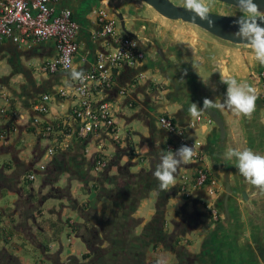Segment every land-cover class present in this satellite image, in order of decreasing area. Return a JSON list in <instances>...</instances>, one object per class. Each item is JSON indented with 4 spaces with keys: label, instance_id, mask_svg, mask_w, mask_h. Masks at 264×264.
<instances>
[{
    "label": "crops",
    "instance_id": "crops-1",
    "mask_svg": "<svg viewBox=\"0 0 264 264\" xmlns=\"http://www.w3.org/2000/svg\"><path fill=\"white\" fill-rule=\"evenodd\" d=\"M53 7L57 10L69 8L77 22L78 51L73 67L78 70L87 72L108 68L107 64L98 62V54L112 51L116 45L111 36L98 34L101 27L92 12L97 7H103L110 14H122L125 26L140 37L145 57L136 66L118 64L111 67V85L97 94L98 101L114 104L115 125L120 137V141L114 143L104 131L85 137L78 135L73 117L76 101L74 97L58 94L60 88H68L69 83L74 86L76 81L70 80L69 70L46 73L39 68L56 55L53 40L41 41L29 48L9 38L0 41V88L12 97V106L7 111L9 115L0 117V129L9 130L7 143L0 146V188L6 185L16 193L12 201L14 207L0 206V251L17 257L22 264H32L29 257L21 255L22 250L28 247L33 253L42 255V261L46 259L47 249L41 235L53 239L48 245H55L49 253L50 258L57 256L60 259L62 233L70 237V231L75 233L78 225L76 235L81 237L85 225L106 220L113 202L119 200L122 187L135 190L139 184L144 185V189L145 185L149 186L146 196L133 210V217L139 219L133 228L134 235L145 236L144 225L149 221L158 223L162 232L169 234L171 221L180 216L182 204L190 208L201 203L205 194L200 190L185 203L178 201L177 174L188 164L181 165L175 174L174 188L170 186L168 191L159 189V182L153 176L159 155L180 147L176 144L177 137L159 126V114L165 113L175 123L186 127L192 118L188 113L191 103L202 107L204 98L222 102L226 93V84L222 81L226 79L234 78L238 83L258 90V71L263 66L254 59L251 49L245 44L217 38L192 23L167 19L139 0H58ZM116 18L117 35L123 36ZM155 45L161 47L165 61L156 53ZM43 94L51 97L47 112L40 118L56 126L55 130L68 132L70 146L56 151L47 160L45 170L40 171L37 163L51 141L34 131L32 119L36 114L32 105ZM217 111L225 127L224 138L214 124L200 125L187 132L198 131L204 154L202 164L219 180L223 192L225 184L230 185L231 198L237 202H229L225 215L221 206L223 192L216 200L222 214L220 252L232 264H264V193L245 180L234 158H225L226 152L233 148H249L264 156V104L258 94L255 111L250 117L238 116L226 107ZM18 113L21 120L15 133L10 127L14 123L13 115ZM126 140H130L131 150L142 156L143 165H133L137 159L130 155ZM99 142L103 144V152L109 162L102 172V182L94 171L97 148H92ZM169 144H174V148L170 149ZM23 146L29 148L27 152L23 151ZM122 168L129 177L125 175V179H116ZM31 172L36 174L33 181L26 178ZM63 188L68 189L66 196L56 195ZM44 193L48 194L47 198L62 200L64 204H59L58 208L52 201L44 210L41 207L46 198L34 200L36 196H45ZM164 197L167 198L166 203ZM146 198H154L155 206L142 213L141 205ZM36 209L40 214L35 213ZM207 229H212V226ZM202 230H197L196 237L188 235L191 239L206 241L209 235H204ZM163 246V243L159 244V248ZM86 251L87 248L69 256L78 258ZM169 251H159L156 258L169 260ZM37 261L34 264L42 262Z\"/></svg>",
    "mask_w": 264,
    "mask_h": 264
},
{
    "label": "built area",
    "instance_id": "built-area-1",
    "mask_svg": "<svg viewBox=\"0 0 264 264\" xmlns=\"http://www.w3.org/2000/svg\"><path fill=\"white\" fill-rule=\"evenodd\" d=\"M58 0H0V41L5 38L16 41L20 46L31 45L47 40H53L56 47V55L40 65L43 72L53 73L57 70H69L64 67L63 58L68 57L73 66V60L78 51L77 29L78 25L72 16V11L65 7L55 9L53 4ZM93 14L100 25L98 34L111 36L115 39V47L112 51L98 54V62L107 64L105 69H92L85 72L88 77L83 84H76L69 88H60L58 94L70 96L75 99L73 117L77 124V132L81 137L98 131L104 133L118 143L120 137L114 120V110L111 103L105 100L98 101L97 94L112 83L110 68L124 64L127 66L138 65L145 57L140 42L128 35L118 36L117 18L103 7L93 8ZM133 42L135 46L133 47ZM141 77V76H140ZM258 94L264 104V65L258 71ZM50 94L41 95L32 105L35 116L32 119L34 131L41 136L48 137L51 144L45 149L42 159L37 163L40 171L45 170L47 160L58 150L67 149L70 146V134L61 130H55L56 126L43 121L40 116L48 110ZM12 97L3 88H0V117H6L11 105ZM21 114L13 115L14 122L10 129L17 132V125ZM159 126L167 133L177 137L176 144L194 146L196 155L188 166L177 174V190L182 193L185 200L202 190L205 198L201 201V207L208 213L210 221H217L218 207L216 200L221 193L222 186L219 180L202 164L204 154L201 151V141L189 139V133L185 126L175 123L167 114L158 116ZM212 119L202 114L199 119H190L186 125L189 130H194L200 125H211ZM9 130L0 129V146L8 141ZM170 149L174 144H169ZM138 158L139 154L134 155ZM94 171H101L107 164L103 152V144L97 143V154ZM36 174L28 173L26 178L33 181Z\"/></svg>",
    "mask_w": 264,
    "mask_h": 264
},
{
    "label": "clouds",
    "instance_id": "clouds-1",
    "mask_svg": "<svg viewBox=\"0 0 264 264\" xmlns=\"http://www.w3.org/2000/svg\"><path fill=\"white\" fill-rule=\"evenodd\" d=\"M182 6L192 14L194 22L199 19L214 25V21L208 16L209 8L205 0H183ZM237 7L243 15L235 21L238 29L233 33V38L245 42L246 46L251 49L254 59L264 65V27L261 26V22H264V12L259 10V5L254 3V0H237ZM132 46H135V42ZM63 63L64 67L69 69L68 75L71 81H78L81 84L87 81L88 77L85 72L73 67L68 57L63 58ZM222 82L226 84L224 100L217 102L204 98L203 107L191 103L188 108L191 117L199 119L207 110H218L225 107L238 116H251L255 111L258 90L253 86L238 83L234 78ZM71 87L69 83L68 88L71 89ZM195 155V147L186 144H182L175 151L161 152L159 163L153 171V176L159 182V189L168 191L170 186L176 185L175 174L178 169L181 165L191 162ZM225 158L229 160L234 158L239 173L248 183L264 193V156L256 154L249 148H233L226 152ZM156 264H167V261L164 257H159Z\"/></svg>",
    "mask_w": 264,
    "mask_h": 264
},
{
    "label": "flooded vegetation",
    "instance_id": "flooded-vegetation-1",
    "mask_svg": "<svg viewBox=\"0 0 264 264\" xmlns=\"http://www.w3.org/2000/svg\"><path fill=\"white\" fill-rule=\"evenodd\" d=\"M222 192L223 190H221ZM167 198L165 199L164 197L163 201L167 200ZM217 207L219 211L218 219L211 222L208 213L201 207L200 203H195L190 208H186L182 204L179 210L180 216L177 220L171 221L169 234H164L162 232L163 229L159 227L158 223L155 225L156 222L150 221L144 225L143 232L146 235L141 238L140 234L133 237L128 236L129 238L123 235L120 239L121 241L114 240L110 242L98 230L102 240L100 236H97L99 244L92 252H89L86 247L87 251L83 252L75 261L70 262L67 259L61 262L57 258L59 262L55 264H156V254L163 249H170L169 260H166L167 264H232L231 260H226L220 252L219 225L222 214L218 204ZM209 226H212V229H207ZM198 229H203L204 235H209L206 241L200 238L196 240L189 237V233L196 237ZM103 240L106 241L102 244ZM161 243L164 246L159 248V244ZM87 253L88 256H84ZM0 264L22 263H20L17 257L3 254L0 251ZM39 264L54 263L50 260L47 263L41 262Z\"/></svg>",
    "mask_w": 264,
    "mask_h": 264
},
{
    "label": "water",
    "instance_id": "water-1",
    "mask_svg": "<svg viewBox=\"0 0 264 264\" xmlns=\"http://www.w3.org/2000/svg\"><path fill=\"white\" fill-rule=\"evenodd\" d=\"M139 1L144 2L147 5L151 6L157 13H159L161 16L167 19L192 23L198 26L199 28L204 29L205 31L214 35L217 38L235 44L246 45L245 42H241L233 38V33H235L238 29V25H236L235 21L238 20L241 16H227L209 11L208 16L214 21V25H210L207 21L199 20V19H197L194 22L192 18V14L188 10H186L182 5L175 4L171 0H139ZM218 1L237 7V0H218ZM254 3H257L259 5V10L261 12H264V0H254ZM114 14L119 19L120 27L121 30L124 32V35H128L139 41L140 37L125 26L122 14L116 12H114ZM261 26L264 27V22H261ZM155 50L156 53L161 57V59L165 61L166 60L165 54L163 53L161 47H157L155 45ZM204 113L212 119L213 124L217 127V129H219L221 138H224L225 127L223 124L222 117L220 113L217 111V109L207 110ZM129 148H131V145L130 146L128 145V149ZM139 163L140 161H137L133 165H138ZM231 194H232V189L230 185L225 184L223 198L221 201V206H223V209L225 210V215H227L228 213L229 202H231V200H234L236 202L235 198H231ZM244 194H245L244 191H242V195ZM166 202L167 200L165 201V203Z\"/></svg>",
    "mask_w": 264,
    "mask_h": 264
},
{
    "label": "trees",
    "instance_id": "trees-1",
    "mask_svg": "<svg viewBox=\"0 0 264 264\" xmlns=\"http://www.w3.org/2000/svg\"><path fill=\"white\" fill-rule=\"evenodd\" d=\"M113 142L116 143L115 141ZM126 142L127 145L129 146L131 145L130 140H126ZM128 151L132 157L136 154L134 150H131V148H129ZM141 160H142V156H138L137 161H141ZM95 162H96V158H95ZM108 163L109 162L107 161V164ZM107 164L101 171L97 172V175L100 176L99 177L100 182H102L103 180L101 177H104V173L102 172L103 170H106ZM125 168L128 169L129 166L125 164ZM125 168H122V170H119L117 172V175L115 176L116 179H120L121 177H124L125 179L126 174L123 172ZM127 177H129V175H126V178ZM105 181L106 180H104L103 182ZM148 187L145 185L146 189H144V185H140V184L137 186V188L135 187V190L132 189L131 187H129L128 190L122 187V190H120L121 194H119L120 197H118L119 200H115L113 202L110 216L106 220H98L90 225L84 226V233L80 235L81 236L80 238L85 243L89 252H92L93 249H95L99 244L97 238V236L99 237L98 227L99 230L103 233L104 238L109 239L110 242L114 240H120L123 235L127 238L134 236L133 228L134 226H136V224H138V219L133 217V210H135V208L137 207L138 201L144 196H146L145 193L146 191H148L149 189ZM62 190L63 191L61 192L58 191L56 195L66 196V194L68 193V189L63 188ZM52 194H55V192L53 191ZM69 199H71V197H69ZM155 225H157V223ZM75 228L76 230L74 229V231L75 232L78 231V225L75 226ZM84 256H88V253ZM50 260L54 264L56 262H59L57 257H51ZM68 260L70 262L75 261L76 257L69 256Z\"/></svg>",
    "mask_w": 264,
    "mask_h": 264
},
{
    "label": "rangeland",
    "instance_id": "rangeland-1",
    "mask_svg": "<svg viewBox=\"0 0 264 264\" xmlns=\"http://www.w3.org/2000/svg\"><path fill=\"white\" fill-rule=\"evenodd\" d=\"M171 1L174 2L175 4H179V5H182V3H183V0H171ZM205 2L207 4L210 12L218 13V14H222V15H227V16H242L243 15V13H241L239 8L236 7V6H232V5L226 4V3L218 1V0H205ZM138 14L141 15V13H139V12H138ZM111 106H112V109H113L114 108V104L113 105L111 104ZM191 119H194V117H192ZM185 130L188 131L189 128L185 127ZM122 133L124 134V131ZM197 133H198V131H196L194 133H190L189 134V139L200 140V138L197 136ZM22 148H23V151H25V152H27V150L29 149L28 147L25 148L24 146ZM92 148H94V150H95L97 147L95 146V147H92ZM104 150H105V148L103 147V151ZM141 165H143V161H140V163L137 166L139 167ZM56 184H58V183H56ZM177 194H178L177 195L178 196L177 197L178 201H180V202L182 201L183 203H185V197L182 195V193L178 192ZM43 195H45V196H41V197L40 196H36L34 198V200L35 201H40V199L45 197L46 200L43 201L44 204L42 205L43 207H41L44 210H46L50 206L52 201L55 204L57 203L56 206L58 208H60L59 204H61V203L64 204V202L62 200L61 201H57L56 199H53L51 197L47 198L46 196L48 194H46V193H44ZM15 197H16V193H14L12 191V189H10V187L4 185V186H2L0 188V206L7 205L9 207H14L12 205V201H13V199ZM154 206H155L154 198H151V199L146 198V199H144V202L141 205V209L143 210L142 213L153 209ZM35 207H38V204ZM35 213H38L37 209L35 210ZM38 214H40V213H38ZM47 214L48 213L45 211V217H47ZM39 216L41 217V215H39ZM39 216H37V217H39ZM69 234H70V237H68L69 236L68 234H66L64 232L62 233L61 241H62L63 248H62V251L60 253V261L61 262H64L70 254H79L80 252H82L86 248L83 240L76 235V232L73 233V232L70 231ZM41 238H42L41 240L43 241L44 246H46L45 248L47 249L46 250V256L47 257H46L45 260L42 261V257H41L42 255L37 254L35 251L33 253V250L30 249V247H28L27 249L22 250V252H21V255L24 258H28L29 257L31 259V263L32 264H34L37 260L39 262L42 261L43 263H47V261H49V258L51 256L49 253L51 251H53L54 248H55V245H53L52 247L48 246V245L52 244V240L53 239L45 238L42 235H41ZM101 240H102V237H101ZM104 241H106V240H103L102 244H103Z\"/></svg>",
    "mask_w": 264,
    "mask_h": 264
},
{
    "label": "bare ground",
    "instance_id": "bare-ground-1",
    "mask_svg": "<svg viewBox=\"0 0 264 264\" xmlns=\"http://www.w3.org/2000/svg\"><path fill=\"white\" fill-rule=\"evenodd\" d=\"M113 78V77H112ZM12 106V105H11ZM76 133V132H75ZM105 151V150H104ZM167 226V225H166Z\"/></svg>",
    "mask_w": 264,
    "mask_h": 264
}]
</instances>
